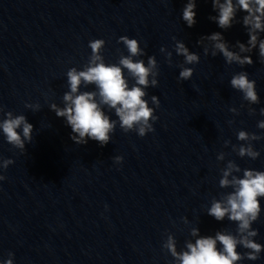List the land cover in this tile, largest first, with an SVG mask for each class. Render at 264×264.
<instances>
[{
    "label": "clouds",
    "instance_id": "9594fccd",
    "mask_svg": "<svg viewBox=\"0 0 264 264\" xmlns=\"http://www.w3.org/2000/svg\"><path fill=\"white\" fill-rule=\"evenodd\" d=\"M211 3L217 15L210 16L209 19L223 30L230 29L234 24H242L248 40L246 43L236 41L232 45L221 32L202 36L197 43L203 46L204 55L215 57L222 54L227 65L237 64L243 68L254 63L249 54L258 49L259 60L264 64V38H261V34H264V0H211ZM196 6L197 0H187L182 9V19L188 27L196 24ZM239 12L244 13L240 18ZM172 39L175 41V53L184 58L183 63L176 65L181 69L178 79L188 81L194 74V68L185 65L198 64L200 56L191 52L184 42L175 37ZM117 43L123 44L128 54L120 52L116 63H107L102 54L106 41L90 40L88 47L91 54L82 70L71 67L66 72L69 91L62 96L63 107L54 102L49 106L57 117L65 119L66 125L71 128L70 138L77 145H86L89 140L96 141L100 146L107 145L117 124L125 134L135 132L140 137L155 131L154 123L159 119L156 109L159 108L160 101L156 95H152L151 104L155 107L150 106L146 99V89L158 86L160 70L157 59L154 55L148 56L147 63L143 59H137L146 53L135 38L123 35L118 38ZM160 52L164 54L169 66H172V51L161 47ZM90 85H94L95 90H81ZM230 86L242 93L243 101L249 106V115H255L256 109L251 106L260 103L256 81L249 79L246 71H239L232 75ZM40 107L39 103L25 104V108L33 112L39 111ZM229 111L239 114L235 107ZM109 112H114L118 119H112ZM260 114L264 115V108L260 109ZM228 123L231 125L234 121ZM257 128L264 130V120L258 121ZM33 131L34 126L24 114L5 111V107L0 104V132L12 148L23 154L26 145L33 141ZM261 138L255 133L239 130L237 139L244 143L232 144V151L240 158L248 157L254 161L260 157V152L252 142ZM230 144V140L224 141L225 147ZM226 156L227 153L219 152L217 161H225ZM113 160L116 164H121L123 157L115 156ZM13 163L14 160L0 156V182L6 179L2 170ZM241 172L242 176L237 175ZM220 173L219 187L232 190L220 193L219 199L212 197L206 213L217 221L227 218L235 223V232L221 229L214 235H201L198 227H192L190 236L194 238V242L186 240L184 248L180 250L174 234L166 232L161 247L173 258V264H240L244 260L260 259L264 245L254 239L259 235V230L253 228V224L260 219L262 212L260 201L264 198V171L242 170L234 160H227ZM181 219L184 224L189 223L187 217ZM238 247H243L246 251L241 253ZM3 264H14L12 252L8 253V259Z\"/></svg>",
    "mask_w": 264,
    "mask_h": 264
}]
</instances>
